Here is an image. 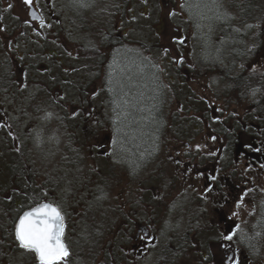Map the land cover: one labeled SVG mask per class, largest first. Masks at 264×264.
<instances>
[{
	"label": "rangeland",
	"instance_id": "rangeland-1",
	"mask_svg": "<svg viewBox=\"0 0 264 264\" xmlns=\"http://www.w3.org/2000/svg\"><path fill=\"white\" fill-rule=\"evenodd\" d=\"M82 2L88 6H77L75 17L54 4L56 13H60L53 20L44 13L45 24L40 25L29 17L31 25L16 27L15 40L10 44L0 37V135L4 136L0 150L5 157L11 155L10 149L15 154L22 150L30 183L40 186L36 193L61 208L65 242L71 253L67 264H122L124 248L133 242L132 233L121 237L119 232L124 225L121 212L126 208L131 212L127 195L131 197L137 183L146 184L143 223L155 230L162 213L154 217L150 210L155 196L151 188L160 184L159 177L174 176L185 161L198 164L200 154L213 146L208 136L220 131L210 127L217 120L232 119L237 102L243 101L241 88L236 85L240 80L233 73L239 62L248 64L258 39L264 37V0H109V16L112 9L124 13L121 26L118 14L112 20L104 15L103 0ZM9 11L3 8L2 21H6ZM17 13L16 23L29 16ZM110 24L119 25L117 30L114 27V35L119 38L117 47L127 50L125 56L112 62V70L107 67L110 55L104 54L108 47L103 49L100 42L109 38ZM176 38L183 40V47H176L177 53L168 46L177 45L173 41ZM115 45L110 48H117ZM83 47L96 51L79 55L77 50L83 51ZM6 54L15 56L17 67L11 68ZM261 54L256 65L264 58ZM58 60L63 64H57ZM83 63L91 68L99 65L100 73L94 75L92 69L87 73L88 84L79 85L77 91L54 78L56 74L69 76V72L83 77ZM109 70L110 79L122 77L126 87L134 91L129 100H124L126 93L117 102L122 109L100 110L97 116L101 121L108 115L121 124L109 130L102 125L91 141L88 135L78 138L77 131L89 132L94 124L91 119H80L88 110L75 112L71 105L87 107L91 82L97 76V88L103 87L102 76ZM179 81L184 85L182 91H176V97L187 101L182 108L171 101L176 99L172 93ZM259 93L264 94V78L249 83L245 94L254 97ZM157 97L159 100L153 104L151 100ZM130 98L139 101L136 134L126 129L131 119L127 109L135 107ZM151 104L155 110L150 109ZM93 139L99 157L90 151ZM126 139L138 154L125 149ZM177 177H182L181 172ZM259 183L251 187L240 206L239 242L245 250L253 247L256 254H263L264 184ZM7 199L0 196V264H38L32 252L19 248L13 238L14 222L24 206L14 207L12 199ZM16 204L19 206L18 201ZM170 204L162 202L160 210L166 219L162 218L160 231L192 228V223L187 225L173 212L177 213L181 201L166 208ZM159 236L162 239V234Z\"/></svg>",
	"mask_w": 264,
	"mask_h": 264
},
{
	"label": "flooded vegetation",
	"instance_id": "flooded-vegetation-1",
	"mask_svg": "<svg viewBox=\"0 0 264 264\" xmlns=\"http://www.w3.org/2000/svg\"><path fill=\"white\" fill-rule=\"evenodd\" d=\"M103 2L104 9L102 12L108 17L110 2L109 0H103ZM9 4H12L13 7L8 8ZM54 4L60 5L62 10L73 17H75L74 13L77 12V6H79L72 0H35L29 8L23 3V0H0V37L10 44V41L16 37V27L25 28L27 25H31L32 22L29 20V16L26 17L27 22H14L16 19L14 14L17 12L29 15L33 10L40 17V21L35 23L40 25L41 20L44 19V13L50 19L56 18V15L60 12L56 13ZM3 8L10 10L6 16L8 17L6 21H2ZM118 20V24L121 26L123 19L118 16ZM66 25L69 24L66 23ZM70 25H73V22H70ZM119 25L114 26L116 30ZM259 36L261 37L260 34ZM118 41L119 38L100 40L104 44L103 49L105 45L108 47L104 54L105 56L110 55L107 67L111 70L112 62H116L117 58L121 59L127 52L126 48L117 47ZM173 41L178 44L174 46L168 44V46L177 53L176 47L178 49L182 48L183 43L180 41L183 40L176 38ZM114 43L117 48H110L114 47ZM13 47H15V44ZM7 49L9 52L10 46L8 44ZM89 51L94 54L96 49L89 48ZM97 51L100 52L101 49H97ZM77 53L80 55V49L77 50ZM260 54L264 56V37L258 39L253 54H251L253 57L248 56V64L243 65L239 62L235 66L233 74L240 80L236 85L241 88L240 96L243 101L237 102V109H234L232 119L217 120L215 126L210 127L211 129L217 128V130H220L217 132L218 134L208 136L212 139L213 146H208V150L200 154L198 164H193L190 159L185 161L186 163L184 162L185 165L182 168L180 166L176 168L177 172L174 173V176L170 179L167 178L168 180L159 177L160 184L151 188L155 196L152 197L154 205L151 206L150 210L153 211L154 217L159 212L162 213L155 222L158 224L155 227L156 231L153 230V227L143 223L142 211L145 207L143 197L147 192L143 186L146 188V184L137 183L134 190L131 191V197L128 198L127 195L126 199L131 207V212H128L127 208L121 212L120 221L124 225L119 232L121 237H126L132 233L133 242L129 247L124 248L122 264H132L133 260L134 264H221L222 259L225 260V264H264V258H259L264 253L256 254L253 247L245 250L240 246V223L238 221L240 206L242 202H246V196L251 187H254L256 182L264 184V110L261 114V110L264 109V94L259 93L254 97L253 94H248V97L245 94L248 93L249 83L255 78L260 80L264 78V58L259 60L260 64H255ZM4 56L10 59L11 68L17 67L19 62L14 55L6 54ZM177 57L180 58L179 55ZM58 58H61V56H58ZM72 58L74 62L75 58L73 56ZM63 62V60H58V63H61L60 65ZM91 70L94 75L100 73L99 65H94L93 68L89 67L88 73ZM108 72L110 70L102 76L104 77L103 87L97 88V76L91 82L92 91L87 107H83L80 103L73 104L71 105L72 111L88 110V119L96 122L97 114H99L97 112L100 110L122 109L121 106H116L122 98L121 90L118 91L115 88L116 79H110ZM69 74L74 75L73 72H69ZM182 84L183 82L179 81L178 86L174 88L175 90L172 93L174 97H176V91H182ZM158 100L159 97L151 101L154 104ZM132 101L137 104V99L133 98ZM171 101L174 105L179 104L181 108L187 102L185 99L181 101L177 97ZM153 104L149 106L150 109L155 110ZM185 109L189 110L188 107ZM127 110L129 111L128 115L131 116L129 120V123H131L134 116L138 117V108L134 107ZM101 121L108 130L114 124H120L108 115H105ZM175 152L177 151H173V153ZM185 155L190 157V154L186 153ZM177 163L181 164L180 162ZM179 172L182 174L181 178L177 177ZM127 184L130 185V183ZM187 194L190 196L186 200ZM146 200H149L147 194ZM132 201L134 206H132ZM164 201L171 202L166 208H170L176 202L181 201L177 213L173 212L183 218L187 225L192 223V228L179 231H168L169 229H166L161 232L160 222L165 213L160 208ZM238 202L240 203L239 207H237ZM233 213H236V215H233ZM132 217L135 220L137 217V220H132ZM165 219L164 217L163 221ZM131 224H133L132 229ZM226 233H235L231 241L223 239ZM160 234H162V239H160ZM222 244L224 245L223 248L221 247ZM227 257H234V259L227 260Z\"/></svg>",
	"mask_w": 264,
	"mask_h": 264
},
{
	"label": "trees",
	"instance_id": "trees-1",
	"mask_svg": "<svg viewBox=\"0 0 264 264\" xmlns=\"http://www.w3.org/2000/svg\"><path fill=\"white\" fill-rule=\"evenodd\" d=\"M116 14H118L119 17L124 19L122 16L124 14L123 12H120L118 9H112V15L110 14V16H108L109 20L114 19L117 16ZM109 30H110V33H109L110 36H109V38L104 37L105 40L116 38V36L114 35L115 29H114V26H112V24H110ZM87 51H89V48H86V50H85V47H83V51H81V53L86 54ZM55 54H56V57L59 56L58 53H55ZM85 61L86 60L82 58V62H85ZM125 63L123 62V64H125ZM57 64H61V63H57ZM67 64H70V63H67ZM123 64H121V66ZM80 67L85 68L84 72L82 71V73L84 74L83 77H77L76 74H74V75L71 74L69 76H63L62 78H60L61 75L56 74L54 76V78L58 82L62 79L64 81V85H66L67 88L72 89V87H74V90L77 91V87H79V85L84 87L85 85L88 84V77H89L87 74L88 72H86L87 69L89 68V65H87V63H83V64H81ZM51 78H53V77H51ZM121 79H122V77L118 78V80H115V82H116L115 88L118 91L121 90L122 98H124L123 96L127 93L126 99L124 98V100H129L128 96L132 94L134 89L129 90L128 86L126 87V85H125V84H127V82L124 83V80H121ZM48 81L50 83H52V79H50ZM122 84H124V85H122ZM121 86H124V88H126V90H124V88H121ZM122 90H124V92ZM136 90L137 89L135 88V91ZM139 92L142 93L141 90ZM60 97H63V96L61 95ZM131 102H134L133 104L135 105V107H137V108L139 107L138 99H137V104H135L136 102L132 101V99L130 98V103ZM138 117H139V114H138ZM136 118L137 117L134 116L133 119L131 120L130 125H128L130 128L129 127L126 128L128 132L134 131L133 133H135V134L138 132L137 119ZM80 119L82 121H84L85 119H88V116L87 115H81ZM96 119H97L96 122H93V124H94V125H92L93 128L91 126V129H92L91 131L85 132V131L80 130L81 129L80 128L79 129L80 131H77L76 136H78V138H80V137L84 138L85 135H88L89 138L93 137V136L95 138V136L97 134H99L100 129L104 127L103 122L99 121L98 116L96 117ZM102 125H103V127H102ZM0 139L4 140V136L0 135ZM126 140H127V143L124 142L125 149H128V150L131 149V152H133V153L135 152L136 154H138L137 153L138 151L136 150V148L132 146V144L129 142L128 139H126ZM90 141H91V138H90ZM93 145H94V147H91L90 151L92 152V154H94L95 157H99V153L97 152V148L95 147L96 146L95 140L93 141ZM3 152L4 151L0 150V196L8 198L10 201L12 199L14 207L24 206V208H29L31 206H34L36 203L44 202V198H45V197H43L44 195H42V194L38 195L36 193L39 191L37 189H39L40 186L37 184H35V186H34L33 183H30V178L28 176L27 169H25L24 160L22 158L23 156H25L23 151L21 150L18 154H15V152H12L10 149L9 152L11 153V155L8 153L6 157L3 156V154H4ZM78 153H79V151H78ZM33 186L36 190H33ZM17 201L19 203V206H17V204H16ZM4 204H5V202H4ZM6 205L8 207L11 206L9 202H7ZM24 208L23 209L21 208L20 211L24 210Z\"/></svg>",
	"mask_w": 264,
	"mask_h": 264
},
{
	"label": "snow or ice",
	"instance_id": "snow-or-ice-1",
	"mask_svg": "<svg viewBox=\"0 0 264 264\" xmlns=\"http://www.w3.org/2000/svg\"><path fill=\"white\" fill-rule=\"evenodd\" d=\"M34 2L35 0H23V3L29 8ZM74 2L81 7L88 6L82 0H74ZM12 7V4L8 5V8ZM30 14L33 19L37 18L35 13ZM43 23L44 21L41 20V25ZM50 115L48 114L47 118H50ZM239 206L240 203L238 202L237 207ZM14 234L18 246L27 252L34 253L38 264H67L71 253L65 242L64 215L58 205L52 202L36 203L18 217L14 224ZM234 235L235 233H226L223 239L231 241ZM221 247L223 248L224 245L222 244ZM226 259L233 260L234 257H227ZM221 264H225V260L222 259Z\"/></svg>",
	"mask_w": 264,
	"mask_h": 264
},
{
	"label": "water",
	"instance_id": "water-1",
	"mask_svg": "<svg viewBox=\"0 0 264 264\" xmlns=\"http://www.w3.org/2000/svg\"><path fill=\"white\" fill-rule=\"evenodd\" d=\"M30 13H35V12H34L33 10H31V12H30ZM29 16H30L31 20L40 21V17H39L37 14H36V17H37L36 19H33V18H32V16H31V14H29ZM32 207H33V206H32ZM30 208H31V207H30ZM30 208H28V209H25L24 211H27V210H29ZM24 211H23V212H24ZM23 212H22L20 215H22V214H23ZM20 215H19V216H20ZM17 219H18V218H17ZM16 221H17V220H16ZM35 258H36V256H35ZM36 259H37V258H36Z\"/></svg>",
	"mask_w": 264,
	"mask_h": 264
}]
</instances>
